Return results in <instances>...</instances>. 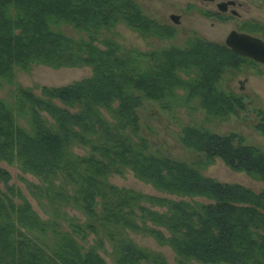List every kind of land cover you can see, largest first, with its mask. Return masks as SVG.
I'll return each instance as SVG.
<instances>
[{
	"label": "trees",
	"instance_id": "trees-1",
	"mask_svg": "<svg viewBox=\"0 0 264 264\" xmlns=\"http://www.w3.org/2000/svg\"><path fill=\"white\" fill-rule=\"evenodd\" d=\"M119 23L141 37L174 35L134 0H0V83L13 87L9 101L0 98V162L39 179L22 180L46 215L0 166V264H169L127 231L167 245L176 264H264V188L199 169L218 158L264 183V149L234 131L186 125L180 141L193 161L152 153L138 113L144 99L161 105L171 98L217 115L246 111L218 83L250 60L197 38L183 48H125L104 34ZM33 64L88 66L91 75L36 94L14 80L15 68ZM253 112L264 134V112ZM127 170L162 195L108 182V174ZM69 207L84 220L67 215Z\"/></svg>",
	"mask_w": 264,
	"mask_h": 264
},
{
	"label": "rangeland",
	"instance_id": "rangeland-1",
	"mask_svg": "<svg viewBox=\"0 0 264 264\" xmlns=\"http://www.w3.org/2000/svg\"><path fill=\"white\" fill-rule=\"evenodd\" d=\"M149 17L160 23L172 25L168 15L172 12L183 14V21L180 27H176V34L172 37L160 39L154 36L141 37L138 32L130 29L123 23H119L111 32H104L106 36L113 37L121 46L133 48L140 51L161 50L170 45L183 48L190 41L192 34L200 31L207 39L216 31L203 20L206 18L203 12L207 7L195 0H134ZM247 1V0H246ZM251 11L244 18H255L264 23V0H250ZM185 27V28H183ZM200 28V29H199ZM264 29V28H263ZM219 31L218 33H221ZM219 35V34H218ZM184 71H179L182 77ZM91 69L88 66L82 67H58L53 68L42 64H33L28 69L15 68V85L21 88H32L34 93L39 94L42 86L57 87L69 84L76 80L89 77ZM13 88V87H12ZM11 86L3 81L0 83V98L9 101L11 96ZM218 89L224 94H231L241 97L246 103V111L217 115L207 113L202 110L196 102L191 105L183 104L179 98H171L168 104H159L153 100L143 101V106L138 110L140 115L141 134L149 142V150L152 153L171 156L174 158L193 161L194 152L185 148L180 141L181 129L186 125L205 128L211 132L219 134L230 131L241 134L247 143L264 149V134L255 129L258 122L253 110L264 112V65L245 62V65L235 71H227L218 83ZM178 95L182 90H176ZM166 101V100H165ZM101 113L108 116L106 109H101ZM23 124V120H20ZM77 153L83 154L84 150L73 147ZM0 166L4 167L11 174L10 183L18 186L23 194L30 200L33 208L43 217L46 215L37 204L25 186L26 180L38 183L39 179L30 173H24L16 165H9L3 161ZM200 171L205 175L221 182L240 183L254 191L264 188V183L249 177L244 172H236L229 169L220 159L200 166ZM108 182L128 189H132L149 195H162L150 184L145 183L129 170L122 174L111 173L107 175ZM0 188L3 189L0 183ZM199 200H202L199 198ZM67 215L76 216L84 220L82 213L74 208H66ZM126 236L134 242L140 249H147L162 254L169 264H176L178 256L164 244L158 243L153 237L127 231ZM93 236L91 235V238ZM109 263L111 260L106 256ZM189 264H203L192 259H186ZM224 264V263H220Z\"/></svg>",
	"mask_w": 264,
	"mask_h": 264
},
{
	"label": "flooded vegetation",
	"instance_id": "flooded-vegetation-1",
	"mask_svg": "<svg viewBox=\"0 0 264 264\" xmlns=\"http://www.w3.org/2000/svg\"><path fill=\"white\" fill-rule=\"evenodd\" d=\"M195 1L202 3L207 7L206 9L203 10L206 17L203 20V22L204 23L206 22L210 27L215 28L216 33L213 32L214 34L210 36L211 40L207 39V37L203 35L200 31L192 34L191 36L192 38H197L202 41L211 42L215 44L225 45L230 50L232 49L226 44V39L231 32L248 34L253 37H258L264 41V29H263L264 23L255 18H244L245 15H248L249 12L251 11L249 4L251 3L250 0L247 1L246 0H195ZM168 18L172 21L173 26L167 23H160V22L159 23L163 26H167L170 30L174 31V35H175L176 34L175 28L180 27L181 22L183 21V14L172 12L168 15ZM219 31L222 32L218 33ZM192 38H190V40ZM248 59L250 60V63H252L253 65L262 64L250 58ZM244 65L245 63L239 66L238 69H240Z\"/></svg>",
	"mask_w": 264,
	"mask_h": 264
},
{
	"label": "water",
	"instance_id": "water-1",
	"mask_svg": "<svg viewBox=\"0 0 264 264\" xmlns=\"http://www.w3.org/2000/svg\"><path fill=\"white\" fill-rule=\"evenodd\" d=\"M226 44L237 54L264 64V41L248 34L231 32Z\"/></svg>",
	"mask_w": 264,
	"mask_h": 264
}]
</instances>
